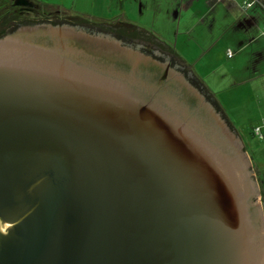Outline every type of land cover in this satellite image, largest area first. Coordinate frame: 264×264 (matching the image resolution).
<instances>
[{
  "label": "water",
  "instance_id": "obj_1",
  "mask_svg": "<svg viewBox=\"0 0 264 264\" xmlns=\"http://www.w3.org/2000/svg\"><path fill=\"white\" fill-rule=\"evenodd\" d=\"M144 48L67 24L0 38V264H264L240 138Z\"/></svg>",
  "mask_w": 264,
  "mask_h": 264
},
{
  "label": "rangeland",
  "instance_id": "obj_2",
  "mask_svg": "<svg viewBox=\"0 0 264 264\" xmlns=\"http://www.w3.org/2000/svg\"><path fill=\"white\" fill-rule=\"evenodd\" d=\"M34 1L57 7L70 15L104 20L108 27L119 25L118 19L120 23L128 21L151 32L158 40L169 44L179 57L183 56L189 64L196 65L202 81L242 142L258 187L256 200L260 203L261 195L264 197V54L261 57L250 56L249 47H244L238 54L235 47V40H240V36L254 35L252 25L240 19L235 27L232 26V18L224 3L218 4L213 13H208L203 6L199 14L195 12L193 15L190 0ZM203 10L206 12L201 15L202 20L197 21L195 18L199 19ZM259 39L264 41L261 37ZM247 43L243 42V46ZM226 48L232 53L230 57L226 55ZM206 49L207 52L201 54ZM151 50L163 55L156 48ZM199 65L206 66L199 69ZM255 127L259 128L261 139L252 135Z\"/></svg>",
  "mask_w": 264,
  "mask_h": 264
},
{
  "label": "trees",
  "instance_id": "obj_3",
  "mask_svg": "<svg viewBox=\"0 0 264 264\" xmlns=\"http://www.w3.org/2000/svg\"><path fill=\"white\" fill-rule=\"evenodd\" d=\"M28 2L34 3L39 7V15L45 20L51 21V24L55 25L60 22H66L74 25H82L86 26L90 29H96L97 31H101L104 33H110L118 39H122L123 41L132 42V43H140L144 46V51L148 54L152 52L151 49H158L163 55L167 56L170 59V63L172 65H177L181 71L187 75L189 72L191 76L188 77L189 82L193 85L199 92L203 94L205 99L215 108V110L221 114L223 119L226 121L228 126L231 129L233 128L232 123L226 116L225 112L218 104V102L213 97V94L208 90V88L204 85L200 78H198L192 71L190 65L185 63L177 53L170 46L164 44L160 40L156 38L154 34L151 32L138 28L128 21H122V25L118 29L108 28V24L101 19L96 18H88L81 15L69 14L57 7H50L46 4L34 1L27 0ZM264 13V11H262ZM9 20H14L13 17L9 18ZM4 34L0 35L3 36ZM253 135V133H252ZM261 191V190H260ZM260 205L264 217V197L261 195Z\"/></svg>",
  "mask_w": 264,
  "mask_h": 264
},
{
  "label": "crops",
  "instance_id": "obj_4",
  "mask_svg": "<svg viewBox=\"0 0 264 264\" xmlns=\"http://www.w3.org/2000/svg\"><path fill=\"white\" fill-rule=\"evenodd\" d=\"M244 1L245 0H193L191 2V0H190V3H193L192 4V6L194 8L193 15H196L195 12H197L199 14V12L202 10L203 6H205L204 10L209 11L208 13H210V12L213 13V10L217 7L218 4L224 3L223 5L227 9L228 15H230V17L232 18V21H231L232 26H234V24L237 23V21L241 19L242 21L245 20L248 25L249 24L252 25L253 28L255 29V33H254V35H252V37L250 36L251 34H246V35L240 36L241 39L238 38L240 40H235L237 43L235 46L236 52L239 54L244 47H249L250 48V56L261 57L262 54H264V41H260L259 38L261 37L264 39V13L257 7H252L250 9H244ZM204 10L198 16L199 19L195 18L197 21L202 20L201 15L205 14V12H206ZM196 20H194V21H196ZM186 25H187V23H186ZM246 41H248V43ZM243 42L247 43V45L243 46ZM168 46H169V44H168ZM207 49L205 51H202L201 54H205V52H207ZM227 50L230 51L228 48H226V51ZM180 58L182 60H184L185 63L190 65L193 73L198 78L201 79L202 74L196 68V65L193 66L192 64H189L185 60V58H183V56H180ZM205 66L206 65H202V67H201L199 65V69L204 68ZM255 67L259 68L261 66L256 65ZM201 81H202V79H201ZM204 85L206 86L205 83H204ZM206 87L208 88V86H206Z\"/></svg>",
  "mask_w": 264,
  "mask_h": 264
},
{
  "label": "flooded vegetation",
  "instance_id": "obj_5",
  "mask_svg": "<svg viewBox=\"0 0 264 264\" xmlns=\"http://www.w3.org/2000/svg\"><path fill=\"white\" fill-rule=\"evenodd\" d=\"M13 17L14 20H9V18ZM119 25L117 26H109L108 28L118 29L121 27L120 20H117ZM51 24V21L45 20L44 18L39 15V7L27 0H0V35L4 34L0 38L13 33L14 31L18 30L19 28L27 25H35V24ZM58 24H67L71 26L82 27L92 32H100L96 29H90L86 26L82 25H72L66 22H60ZM113 36L110 33H105ZM116 38L115 36H113ZM118 39V38H116ZM124 43L130 44L132 42L123 41L122 39H118ZM167 58V57H166ZM168 60V59H167ZM169 61V60H168ZM180 69V68H179ZM181 71V69H180Z\"/></svg>",
  "mask_w": 264,
  "mask_h": 264
},
{
  "label": "built area",
  "instance_id": "obj_6",
  "mask_svg": "<svg viewBox=\"0 0 264 264\" xmlns=\"http://www.w3.org/2000/svg\"><path fill=\"white\" fill-rule=\"evenodd\" d=\"M252 7H257L261 11H264V0H245L244 1V9H250ZM226 55L230 57L231 52L227 50ZM253 136L258 139H261V133L258 127H255L253 129Z\"/></svg>",
  "mask_w": 264,
  "mask_h": 264
}]
</instances>
